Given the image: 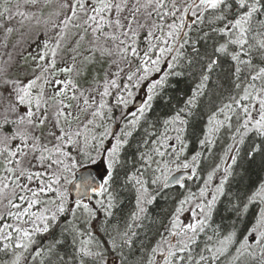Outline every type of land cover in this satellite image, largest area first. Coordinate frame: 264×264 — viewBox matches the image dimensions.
I'll return each instance as SVG.
<instances>
[{
	"label": "snow or ice",
	"instance_id": "obj_1",
	"mask_svg": "<svg viewBox=\"0 0 264 264\" xmlns=\"http://www.w3.org/2000/svg\"><path fill=\"white\" fill-rule=\"evenodd\" d=\"M238 162L264 173V0H0V264H264V175L234 190Z\"/></svg>",
	"mask_w": 264,
	"mask_h": 264
},
{
	"label": "trees",
	"instance_id": "obj_2",
	"mask_svg": "<svg viewBox=\"0 0 264 264\" xmlns=\"http://www.w3.org/2000/svg\"><path fill=\"white\" fill-rule=\"evenodd\" d=\"M47 11V10H46ZM190 51V50H189ZM201 51H204L203 46L201 47ZM231 62L223 58L220 67L216 70L217 75L220 77L221 82L225 85V88L222 90L223 96L221 98H224L227 96V90L229 88V74L231 72L230 67ZM194 83V80L192 77L185 76L181 78H174L171 81L172 87H169L166 90V95L173 97V100H182L183 97L188 94L190 88L192 87ZM144 97V90L141 89L137 93V99H143ZM133 105L130 106V110H133ZM170 111V108L168 104H166L164 101L157 100L155 102L154 108L152 113L149 115L152 117H163L166 114H168ZM206 114V110L203 109V105L201 106V109L197 110V115L193 118L194 123L190 125L189 132L192 134V139L194 141L195 135L199 134L200 129L204 125V115ZM119 110L117 109L115 112L116 119H119ZM225 137L223 133H221V139L217 141V147L213 150L214 156L218 153H221L222 147L226 146L228 143V140L226 139L223 141L222 139ZM235 183H233V189H244L248 190L251 188H254L255 184L259 181L262 175L264 173L261 172L258 165H244V167L238 166L235 169ZM189 185H193V182ZM175 191V190H170ZM121 199L123 201L121 208L117 209V214L122 215L123 213H126L130 208H132V199L131 194L128 192L121 193ZM173 201L171 200H160L158 201L157 205L150 206L149 208V221H162L164 220L168 213L172 210ZM187 215V214H185ZM230 216L229 212L224 211V206H221L219 214L216 216V221L221 222V218H223L222 223L227 226L229 224L228 217ZM148 227L145 228L141 232V238H144L145 234H147L148 239L145 240V243H148L150 240L155 238V230L159 226V224H151L149 222ZM203 239V237H202ZM46 243V241H45ZM112 257L110 256L109 259ZM221 264H227V257H223L221 260Z\"/></svg>",
	"mask_w": 264,
	"mask_h": 264
},
{
	"label": "rangeland",
	"instance_id": "obj_3",
	"mask_svg": "<svg viewBox=\"0 0 264 264\" xmlns=\"http://www.w3.org/2000/svg\"><path fill=\"white\" fill-rule=\"evenodd\" d=\"M13 39H15V37H13ZM11 49V41H10V44H9V50ZM28 51H32V49H28ZM221 133L224 134V132L222 131ZM227 139V137L225 136L222 140L225 141ZM186 216V215H185Z\"/></svg>",
	"mask_w": 264,
	"mask_h": 264
},
{
	"label": "water",
	"instance_id": "obj_4",
	"mask_svg": "<svg viewBox=\"0 0 264 264\" xmlns=\"http://www.w3.org/2000/svg\"><path fill=\"white\" fill-rule=\"evenodd\" d=\"M140 102H137L135 106H137ZM81 171H84V170H81ZM86 174V173H85ZM79 176H80V173H78V179H79Z\"/></svg>",
	"mask_w": 264,
	"mask_h": 264
},
{
	"label": "flooded vegetation",
	"instance_id": "obj_5",
	"mask_svg": "<svg viewBox=\"0 0 264 264\" xmlns=\"http://www.w3.org/2000/svg\"><path fill=\"white\" fill-rule=\"evenodd\" d=\"M192 183V181H188V184Z\"/></svg>",
	"mask_w": 264,
	"mask_h": 264
}]
</instances>
